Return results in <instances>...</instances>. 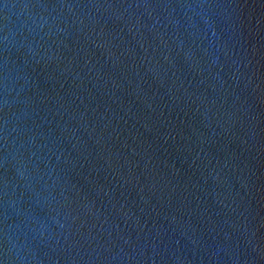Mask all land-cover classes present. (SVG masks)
<instances>
[{
  "label": "water",
  "instance_id": "95a60500",
  "mask_svg": "<svg viewBox=\"0 0 264 264\" xmlns=\"http://www.w3.org/2000/svg\"><path fill=\"white\" fill-rule=\"evenodd\" d=\"M0 264H264V0H0Z\"/></svg>",
  "mask_w": 264,
  "mask_h": 264
}]
</instances>
